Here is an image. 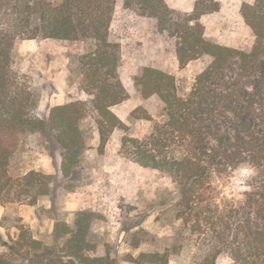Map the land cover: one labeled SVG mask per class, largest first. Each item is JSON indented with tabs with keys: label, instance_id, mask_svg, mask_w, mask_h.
Listing matches in <instances>:
<instances>
[{
	"label": "trees",
	"instance_id": "16d2710c",
	"mask_svg": "<svg viewBox=\"0 0 264 264\" xmlns=\"http://www.w3.org/2000/svg\"><path fill=\"white\" fill-rule=\"evenodd\" d=\"M114 5L115 0H0V202L34 204L48 192L50 176L44 172L9 173L21 137L51 135L67 177L85 147L79 122L88 112L100 149L113 130L125 129L111 109L127 98L117 71L120 46L109 38ZM123 5L177 39L179 67L208 58L186 94L162 69L143 66L134 76L141 98L155 96L161 112L155 117L141 106L132 110L130 117L150 121V129L140 137L124 134L119 153L170 178L179 227L163 249L140 252L132 263L169 264L170 254L192 247L196 264H217L223 253L234 264H264V0L240 5L254 35L245 48L205 36L201 17L218 11V0H195L189 12L174 11L165 0ZM38 38L83 43L76 60L89 98L54 105L47 117L33 114L36 98L16 67L18 43ZM232 178L243 188L228 194L224 188ZM84 214L72 225L56 220L49 243L16 224V236L1 238L0 264H117L108 252L98 254Z\"/></svg>",
	"mask_w": 264,
	"mask_h": 264
},
{
	"label": "rangeland",
	"instance_id": "374dc122",
	"mask_svg": "<svg viewBox=\"0 0 264 264\" xmlns=\"http://www.w3.org/2000/svg\"><path fill=\"white\" fill-rule=\"evenodd\" d=\"M194 1L165 0L169 8L178 12L191 11ZM218 1V11L201 17L205 36L231 47L250 46L254 35L239 9L242 2L254 0ZM109 38L119 43L117 71L127 92V98L111 109L124 122L125 129L113 130L100 149L94 117L88 112L79 122L85 147L67 177L61 171V147L51 135L35 133L21 137L11 157L9 173L14 176L29 169L44 172L50 176L48 192L34 204L27 199L0 202L6 205L0 223L12 237L17 234L15 225L24 224L37 238L49 243L56 220L72 225L78 213L85 212L82 217L89 219L88 236L96 243L98 254L108 252L117 264H133L131 258L140 252L163 249L179 227L172 208L177 189L170 178L119 153L124 134L140 137L150 129V121L130 117L132 110L141 106L155 117L161 112V103L155 96L141 98L134 76L143 66L162 69L175 76L179 93L186 94L208 58L201 57L179 67L177 39L160 31L153 18L124 7L123 0H115ZM82 49V42L60 39L38 38L18 43L16 67L36 98L33 114L47 117L54 105L89 98L80 87L82 75L76 60ZM240 183L239 178H232L225 192L241 191ZM1 238L4 236H0V243ZM197 260L194 249L187 247L181 253L170 254L169 264H196ZM216 262L234 264L225 253Z\"/></svg>",
	"mask_w": 264,
	"mask_h": 264
},
{
	"label": "crops",
	"instance_id": "0c3cea01",
	"mask_svg": "<svg viewBox=\"0 0 264 264\" xmlns=\"http://www.w3.org/2000/svg\"><path fill=\"white\" fill-rule=\"evenodd\" d=\"M19 209H21L20 207H19ZM5 210H6V205H0V221L2 220V216H3V213H5ZM26 217V216H25ZM24 217V219L26 220V218ZM26 221H30V219L29 220H26ZM30 223V222H29ZM17 230V229H16ZM6 233H8V232H6V228L5 227H3V225L0 223V236L1 237H3L4 236V239L5 238H7V235H6ZM11 236H13L12 234H11ZM14 236H16V235H14Z\"/></svg>",
	"mask_w": 264,
	"mask_h": 264
}]
</instances>
